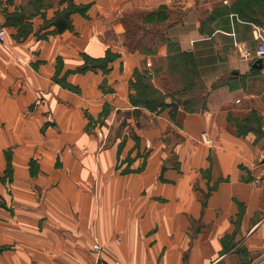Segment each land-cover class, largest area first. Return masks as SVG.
Returning a JSON list of instances; mask_svg holds the SVG:
<instances>
[{
	"label": "crops",
	"instance_id": "crops-1",
	"mask_svg": "<svg viewBox=\"0 0 264 264\" xmlns=\"http://www.w3.org/2000/svg\"><path fill=\"white\" fill-rule=\"evenodd\" d=\"M260 14L264 0H0V264H264ZM173 48L204 105L134 107L135 72Z\"/></svg>",
	"mask_w": 264,
	"mask_h": 264
},
{
	"label": "rangeland",
	"instance_id": "rangeland-1",
	"mask_svg": "<svg viewBox=\"0 0 264 264\" xmlns=\"http://www.w3.org/2000/svg\"><path fill=\"white\" fill-rule=\"evenodd\" d=\"M258 7L261 8L260 6ZM260 18V24H263L264 17H262V14H260ZM154 45V42H152L151 47H153ZM149 47L150 45L148 44L146 48ZM182 54L183 53H180L176 50L172 51V53L168 52L164 60L161 59L159 61H155L158 64V68L156 69H152L151 64L146 63V69L140 72L145 74L143 75V83L147 91L151 90L152 88L158 90L157 88H155V82L152 81L151 75L149 74L150 72H152L165 87V89H163V92H161L160 90L158 91H160L165 96V98L171 99L170 102L172 100H174L175 102H182L179 101V99H182V97L184 96L186 98H190V101L193 103L191 105L192 107L194 106L196 108H199L204 105L205 94L207 93L208 88L204 85L203 81L197 83V80H193L191 78V75H188V70H186L187 68L184 67L185 58ZM186 55L192 58L193 61H195L191 54Z\"/></svg>",
	"mask_w": 264,
	"mask_h": 264
},
{
	"label": "trees",
	"instance_id": "trees-1",
	"mask_svg": "<svg viewBox=\"0 0 264 264\" xmlns=\"http://www.w3.org/2000/svg\"><path fill=\"white\" fill-rule=\"evenodd\" d=\"M234 12L241 18L245 19L251 22H257L254 21V11L251 9V5H248V2L243 1L242 3H237L234 7ZM54 25L56 28L57 33L63 32L64 30H67L70 28V23L68 20L67 15H63L61 17H58L54 21ZM175 49L173 48L172 51ZM172 51L170 53H172ZM185 58L184 61V67L187 68L186 70L188 75H191V78L193 80H197V83H199L200 77L198 75L195 63L192 58L188 57L186 54H182ZM181 56V57H183ZM99 63L98 65H100ZM94 68H97L96 66ZM145 74L140 72H135L132 87L133 90L136 92L135 95L131 97V104L134 107L144 108L148 111L154 113L159 110H164L166 108H171V112H175L177 108L182 107L187 111H192L194 109H197L196 107H192L193 104L190 101V98L182 97V99H179V101L182 102H175L172 100L170 103H166L165 96L158 90L152 88L151 90L147 91L145 89L144 85V76Z\"/></svg>",
	"mask_w": 264,
	"mask_h": 264
},
{
	"label": "built area",
	"instance_id": "built-area-1",
	"mask_svg": "<svg viewBox=\"0 0 264 264\" xmlns=\"http://www.w3.org/2000/svg\"><path fill=\"white\" fill-rule=\"evenodd\" d=\"M254 36H255V39H257L259 42L257 49H256V58L261 59L263 61L264 60V39L261 37V30L256 29L254 32ZM6 37H7V29H6L5 25L0 23V43H4L6 40ZM97 136L99 137V139L101 141L105 140V135L103 133H98ZM200 141H201V143H203L205 145H211V143H212V140L210 138L206 137L205 133L201 134ZM92 250L96 254H100V252L102 251L100 244L96 241L92 246ZM91 264H109V263L98 258L97 260H95ZM112 264H123V263L114 262Z\"/></svg>",
	"mask_w": 264,
	"mask_h": 264
},
{
	"label": "water",
	"instance_id": "water-1",
	"mask_svg": "<svg viewBox=\"0 0 264 264\" xmlns=\"http://www.w3.org/2000/svg\"><path fill=\"white\" fill-rule=\"evenodd\" d=\"M263 61L261 59H256L254 64H253V68L255 70H261L262 69V66H263Z\"/></svg>",
	"mask_w": 264,
	"mask_h": 264
}]
</instances>
